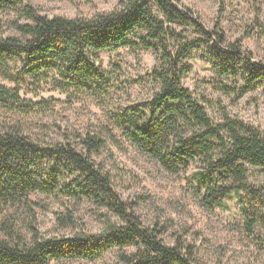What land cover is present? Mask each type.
<instances>
[{
    "label": "trees",
    "instance_id": "obj_1",
    "mask_svg": "<svg viewBox=\"0 0 264 264\" xmlns=\"http://www.w3.org/2000/svg\"><path fill=\"white\" fill-rule=\"evenodd\" d=\"M29 0H0V14L18 10L29 22L13 21L18 37L0 38V77L14 87L0 85V105L25 111L38 104L24 99L20 84L43 77L62 92L74 89L96 95L108 87L109 77L98 64V53L121 47L150 50L159 66L150 73L159 90L145 109H131L120 119L128 140L171 173L198 164L191 175L201 205L212 210L235 201L248 233H253L264 209V194L249 180L250 167L264 169V133L223 112L214 123L206 108L183 85L185 60L193 50L207 47L213 72L224 94L242 97L258 89L264 97V62L238 44L225 47L222 31L205 28L182 0H119L118 8L96 17H47ZM189 27L188 38L170 24ZM218 28V26H217ZM40 85V84H39ZM71 144H40L21 131L0 130V216L10 207H28L31 196L42 194L87 200L108 210L121 224L104 220L99 233L40 237L32 227L31 241L20 238L12 224L6 234L16 244L0 240V264H56L61 260H97L118 248L116 264H200L192 246H170L161 231L145 227L114 187L111 176L92 159L105 147L96 136ZM132 248L133 250H128Z\"/></svg>",
    "mask_w": 264,
    "mask_h": 264
},
{
    "label": "rangeland",
    "instance_id": "obj_2",
    "mask_svg": "<svg viewBox=\"0 0 264 264\" xmlns=\"http://www.w3.org/2000/svg\"><path fill=\"white\" fill-rule=\"evenodd\" d=\"M184 6L200 17L209 31H222L224 46L238 44L251 53L254 61L264 62V0H182ZM39 14L47 17L93 18L118 8L119 0H29ZM13 21L29 22L15 9L0 14V38L18 37ZM170 26L185 37L197 35L184 25ZM218 26V28H217ZM98 64L109 77L110 84L96 95L54 87L52 78L43 77L39 84L29 78L20 84L24 99L38 103L34 110L0 105V130L21 131L40 144H71L82 148L87 135L101 138L105 147L92 159L113 181L114 187L148 228L161 231L167 245L192 246L200 264H264V209L253 233H248L235 201L226 208L207 210L201 205L200 193L192 180L198 164L179 173H171L135 147L126 137L123 115L145 105L159 90L150 73L159 64L150 50L121 47L98 53ZM213 60L207 47L189 53L185 60L188 72L183 85L206 108L214 123L223 112L253 125L264 133V97L262 90L242 97L224 94L220 83H230L213 72ZM0 85L15 84L0 77ZM249 180L264 194V169L250 167ZM28 207H10L0 216V240L16 244L6 234V223L29 243L32 227L40 237L72 236L78 233H99L104 220L121 224L119 217L87 200L75 201L42 194L31 196ZM128 250L132 251V248ZM118 248L97 260H61L56 264H116Z\"/></svg>",
    "mask_w": 264,
    "mask_h": 264
}]
</instances>
